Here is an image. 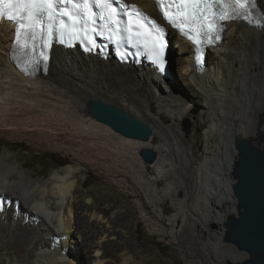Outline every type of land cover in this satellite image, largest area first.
<instances>
[{
    "label": "bare ground",
    "instance_id": "obj_1",
    "mask_svg": "<svg viewBox=\"0 0 264 264\" xmlns=\"http://www.w3.org/2000/svg\"><path fill=\"white\" fill-rule=\"evenodd\" d=\"M126 1L155 10L148 0ZM258 3L264 10V0ZM14 30L0 23V132L37 142L39 134L55 147L99 154L95 164L113 167L114 177L138 190L136 206L159 238L181 242L187 233V254L194 256L198 248L210 261L220 259L211 264H225L228 256L236 262L242 255L223 242L225 229L218 226L234 210L235 140L264 149V29L230 23L200 71L192 45L169 30L168 39L175 40L173 46L168 42L167 56L172 47L179 54L175 83L173 63L164 76L152 65L122 64L111 55L101 58L61 45L51 48L43 72L27 75L10 58ZM93 99L147 124L152 136L148 141L126 138L96 121L89 114ZM185 119L199 125L201 148L183 144ZM142 149L156 153L153 163L143 162ZM82 165H67L39 179L8 150L0 151V264H145L129 252L110 254L108 241L128 217L106 219L101 209L74 199L79 190L74 175ZM176 191L184 197L175 198Z\"/></svg>",
    "mask_w": 264,
    "mask_h": 264
},
{
    "label": "snow or ice",
    "instance_id": "obj_2",
    "mask_svg": "<svg viewBox=\"0 0 264 264\" xmlns=\"http://www.w3.org/2000/svg\"><path fill=\"white\" fill-rule=\"evenodd\" d=\"M155 4L163 21L194 46L197 64L206 45L222 40L227 24L244 21L264 29V10L258 0H155ZM92 5L100 10L101 24ZM0 19L15 24L10 58L27 75L48 61L47 49L53 41L69 47L79 43L92 51L97 48L96 37L105 34L115 43L126 42L137 53L143 50L164 71L166 28L126 0H0ZM3 207L0 204V211Z\"/></svg>",
    "mask_w": 264,
    "mask_h": 264
},
{
    "label": "rangeland",
    "instance_id": "obj_3",
    "mask_svg": "<svg viewBox=\"0 0 264 264\" xmlns=\"http://www.w3.org/2000/svg\"><path fill=\"white\" fill-rule=\"evenodd\" d=\"M174 40L173 37L169 40L172 46ZM177 52L178 48L172 47L170 49L171 62L174 64L173 70L171 71L172 83H175V74L179 76L176 65V58L179 55ZM210 55L207 60L208 63L210 61ZM192 121L193 119H185L181 123V128L186 136L183 139V144H192V146L194 145L193 148L197 149L202 141V134L199 125H194ZM34 138H38V142L36 139L30 140L24 136L12 135L10 132H0V151L8 150L13 159L22 162L23 168L28 173H31L34 178L37 177L39 179L48 178L53 171L59 170L67 165L77 166L78 163L83 164L79 167V172L74 175L79 187V190H75L74 193L76 202L80 206L91 204L93 208L101 209L100 213L106 219L113 216L128 217L124 220L122 228H115L114 235H112L114 239L108 241L111 248V255L114 252H129L131 256L136 257V260L142 259L145 264H211L213 261L218 262L220 260L212 257L210 261L198 248H194V256L187 254V251H183L184 247L190 245L188 244L189 239H187V233L183 234L181 242H177L175 239L173 242V238H159L143 222L141 211L135 203L136 198L140 196L138 190H135V186L129 181L125 183L121 182V179L116 176L117 173H115L116 177H114L112 172L116 170L113 167L95 164L97 163L95 161L96 158L99 159L100 157L99 154L92 153L90 150L82 153L76 147H72L70 150H64L63 147V149L61 147H55L53 144L47 143L44 140L45 137L39 136V134H36ZM41 138L42 140H40ZM183 176L186 178L184 174ZM133 190H135V194L132 193ZM183 197L184 194L182 192H175V198L180 199ZM80 199H83V202L79 201ZM163 208L166 213L171 214V207L168 204H164ZM85 210L86 208L82 211L83 215ZM225 221L226 219H224L220 227L218 226V229H225ZM196 227L197 229H201L198 224ZM211 228L212 231H220L212 226ZM206 235L205 233L201 235L204 240L206 239ZM124 238L128 239L126 244H122ZM222 240L224 242L223 238ZM19 245L22 246L21 244ZM189 257L190 260H188ZM191 258L195 260L194 263ZM228 259L230 258L226 257L224 259L225 264Z\"/></svg>",
    "mask_w": 264,
    "mask_h": 264
},
{
    "label": "water",
    "instance_id": "obj_4",
    "mask_svg": "<svg viewBox=\"0 0 264 264\" xmlns=\"http://www.w3.org/2000/svg\"><path fill=\"white\" fill-rule=\"evenodd\" d=\"M89 114L123 137L148 141L152 136L150 126L98 99L91 100ZM234 148L236 158L231 169L234 210L224 222L223 239L242 256L236 262L228 259L226 264H264V149L246 139L235 140ZM139 156L146 164L156 159L151 149L140 150Z\"/></svg>",
    "mask_w": 264,
    "mask_h": 264
}]
</instances>
